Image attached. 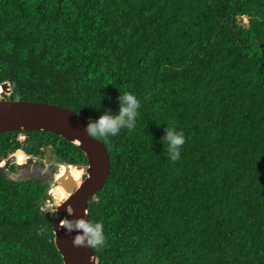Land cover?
Listing matches in <instances>:
<instances>
[{
	"label": "trees",
	"instance_id": "1",
	"mask_svg": "<svg viewBox=\"0 0 264 264\" xmlns=\"http://www.w3.org/2000/svg\"><path fill=\"white\" fill-rule=\"evenodd\" d=\"M5 81L11 99L87 120L115 114L123 92L140 100L134 129L96 138L110 157L88 203L106 236L98 264H264V0H0ZM165 127L186 137L178 161ZM12 132L0 133V264H64L48 185L3 172L38 140L86 157L56 134Z\"/></svg>",
	"mask_w": 264,
	"mask_h": 264
},
{
	"label": "water",
	"instance_id": "2",
	"mask_svg": "<svg viewBox=\"0 0 264 264\" xmlns=\"http://www.w3.org/2000/svg\"><path fill=\"white\" fill-rule=\"evenodd\" d=\"M0 88V133L12 130L45 131L77 145L84 153L86 166L76 165L83 168L81 183L75 184L73 178H66V175L60 178L62 186L70 194L56 205L53 215L54 243L64 264H98L93 248L75 246V232H66L63 222L66 218L89 219V200L103 187L109 174L110 157L105 145L85 132L88 120L74 110L52 103L11 99L12 85L8 81L2 82ZM50 153L51 150H48L47 158Z\"/></svg>",
	"mask_w": 264,
	"mask_h": 264
},
{
	"label": "clouds",
	"instance_id": "3",
	"mask_svg": "<svg viewBox=\"0 0 264 264\" xmlns=\"http://www.w3.org/2000/svg\"><path fill=\"white\" fill-rule=\"evenodd\" d=\"M140 107V100L134 93L123 92L119 96L118 111L115 114L106 111L95 120H88L85 125V132L91 137L106 142L110 141L122 129L132 130L135 128ZM161 142L167 146L170 161L175 162L181 158V149L186 143L183 131H179L175 127H165V134L161 138ZM63 228L66 232H75L73 240L75 246L100 248L106 243L102 222L84 217L74 220L66 218L63 222Z\"/></svg>",
	"mask_w": 264,
	"mask_h": 264
},
{
	"label": "flooded vegetation",
	"instance_id": "4",
	"mask_svg": "<svg viewBox=\"0 0 264 264\" xmlns=\"http://www.w3.org/2000/svg\"><path fill=\"white\" fill-rule=\"evenodd\" d=\"M12 131H13L12 135L9 136L10 141H20L22 144H25L26 140H28L29 138H32L35 141V139L37 137H40L37 134H36L37 136L35 137V135H34L35 131H28V130H12ZM31 133H33V134H31ZM50 139L51 138H48L47 140H50ZM45 141L46 140H42V141L38 140V144H40V146L35 148V149H31V151L26 150L23 147L24 145L22 147H20L21 149L19 148V150H16L14 152L13 156L10 158V165L14 166V170L13 169L11 170V169L7 168V170H4V172H3L4 176L6 177V179H8V180H10L12 182H16V183L22 182V181H28V180H31V179H39V180H42L45 184H47L43 178H41V179L40 178H26L25 180H15L16 176L19 177L21 175V174H19V171L17 169L18 166L26 165L27 168H24V169L28 171L27 174H30V162L40 165V168L36 167L34 169V170L38 169L39 172L43 168H46V169L50 168L52 170V172H47V173L46 172H42L43 174L47 175V178L55 176L56 172H58L60 170V166L62 164H65L66 166L67 165H69V166L73 165V166H72L71 169L69 167L64 168L61 172L57 173L56 176H59L62 173L64 174V172L66 173V170H67V172L70 171L75 176H78V173L74 172V170L76 169V165L79 164V165H83L85 167L86 164H83V163H72L71 161H67L65 159H61V156L64 155V154L60 153L58 155V153H56L57 152L56 147L58 146V144L60 142V139L52 138L51 141L47 142L48 144ZM48 150H51L49 158H47ZM19 156H21L22 159L24 158V160L21 163L19 161L20 160ZM55 166H57V168H55ZM80 169L82 171V178H83V175H84L83 174V168L80 167ZM25 170H23L22 172H25ZM13 175H14V177H13ZM77 178H79V176ZM82 178H79V179L82 180ZM55 183H56V181H55ZM50 191L52 192V190L48 191V188H47V194L49 193L51 195ZM53 199L55 200L56 198L54 197ZM48 200H50V198H48Z\"/></svg>",
	"mask_w": 264,
	"mask_h": 264
},
{
	"label": "rangeland",
	"instance_id": "5",
	"mask_svg": "<svg viewBox=\"0 0 264 264\" xmlns=\"http://www.w3.org/2000/svg\"><path fill=\"white\" fill-rule=\"evenodd\" d=\"M244 21H246V20H244ZM36 167H39L40 168V165L34 164V163H31L30 162V174H27L28 171L24 169V168H27L26 165L18 166L17 169L19 171V174H21V175L19 177L16 176L15 177V180H25L26 178H40V179L43 178L45 180V182L48 184V191L49 190H52V192L50 191L51 192V195L48 193L50 200L47 199L45 201V203L42 205L41 209L44 210V211H46V212H48L50 215H54L55 209H56V205L58 204L53 199L55 197L54 194H53V190L56 188V185H58V184L55 183L56 174H55V176H52L50 178H47V175L46 174H43L42 172H46L47 173V172H52V170L50 168L49 169L43 168L39 172L38 169H37L38 171L37 170H34ZM55 168H57V166H55ZM23 170H25V172H22ZM13 177H14V175H13Z\"/></svg>",
	"mask_w": 264,
	"mask_h": 264
},
{
	"label": "bare ground",
	"instance_id": "6",
	"mask_svg": "<svg viewBox=\"0 0 264 264\" xmlns=\"http://www.w3.org/2000/svg\"><path fill=\"white\" fill-rule=\"evenodd\" d=\"M0 91H1V88H0ZM20 163L22 162V157H20ZM70 166H73V165H70ZM72 168V167H71ZM70 168V169H71ZM66 175V178H73V180H74V183L75 184H77V185H79L80 183H81V179H79V178H81V177H79V178H77L78 176H75L73 173H71L70 171L69 172H64V174L62 173V174H60L59 176H56L55 178H56V182L57 181H59L60 182V178H62V176H65ZM57 184L58 185H56V188L53 190V194H54V196H55V198L57 197L58 199H57V203L59 202V201H61V200H64V199H66L68 196H69V194H70V192L68 191V190H66L63 186H62V183L60 182V184L57 182Z\"/></svg>",
	"mask_w": 264,
	"mask_h": 264
}]
</instances>
